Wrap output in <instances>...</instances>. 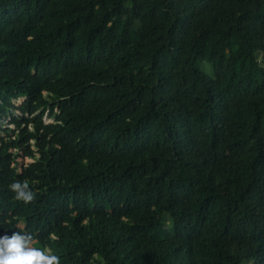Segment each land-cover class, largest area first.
Segmentation results:
<instances>
[{
	"label": "trees",
	"instance_id": "16d2710c",
	"mask_svg": "<svg viewBox=\"0 0 264 264\" xmlns=\"http://www.w3.org/2000/svg\"><path fill=\"white\" fill-rule=\"evenodd\" d=\"M16 231L61 264H264V0H0Z\"/></svg>",
	"mask_w": 264,
	"mask_h": 264
},
{
	"label": "clouds",
	"instance_id": "9594fccd",
	"mask_svg": "<svg viewBox=\"0 0 264 264\" xmlns=\"http://www.w3.org/2000/svg\"><path fill=\"white\" fill-rule=\"evenodd\" d=\"M15 199L25 204L35 202L36 193L27 181H15L9 185ZM32 233L16 231L11 236H0V264H61L58 255L51 254L46 248L34 246Z\"/></svg>",
	"mask_w": 264,
	"mask_h": 264
},
{
	"label": "rangeland",
	"instance_id": "374dc122",
	"mask_svg": "<svg viewBox=\"0 0 264 264\" xmlns=\"http://www.w3.org/2000/svg\"><path fill=\"white\" fill-rule=\"evenodd\" d=\"M126 7L129 8L130 7V2H126ZM200 69L203 71V73H205L207 76L211 77V78H214V72H213V69H212V66L207 63V62H203V63H200ZM24 99H20L18 100L15 105L16 107H20L23 103ZM8 121L10 119H7ZM44 122L45 123H51L52 122V119L48 118L47 116L44 118ZM19 162L21 165L23 164H28V163H31L32 160L30 159H27V158H20L19 159Z\"/></svg>",
	"mask_w": 264,
	"mask_h": 264
}]
</instances>
